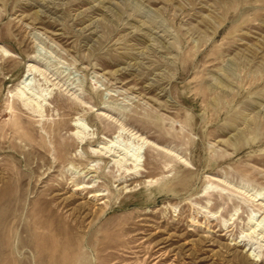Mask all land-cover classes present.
I'll return each mask as SVG.
<instances>
[{"label": "rangeland", "instance_id": "1", "mask_svg": "<svg viewBox=\"0 0 264 264\" xmlns=\"http://www.w3.org/2000/svg\"><path fill=\"white\" fill-rule=\"evenodd\" d=\"M260 203L264 0H0V264H264Z\"/></svg>", "mask_w": 264, "mask_h": 264}, {"label": "bare ground", "instance_id": "2", "mask_svg": "<svg viewBox=\"0 0 264 264\" xmlns=\"http://www.w3.org/2000/svg\"><path fill=\"white\" fill-rule=\"evenodd\" d=\"M29 77H27L26 80H28ZM21 88L22 86H20L18 88L19 91H21ZM43 91V90H42ZM50 91V90H49ZM49 91L47 90V92H43L41 93V96H43L44 98H46L49 94ZM21 93V92H19ZM21 97V96H20ZM23 102L25 103V99H22ZM33 101H29L28 103L26 102V105L29 106L28 108H30V110H35V106L38 107L40 106L39 104L38 105H35L34 103H32ZM73 127H74V135L75 137L77 138V141L80 143H83L84 140L86 141V128L83 124H81L80 122H75V124H73ZM118 137H122V134L121 132L119 131ZM94 138V137H93ZM107 140V139H106ZM109 140V139H108ZM107 140V142H108ZM117 140V139H116ZM116 140H113L112 142V145L111 146H106L105 148H102L99 152H90V154H92L93 157L97 158V159H108L109 157H114L115 160H113L115 163H114V166L115 169L117 168L118 171L120 172V176L121 178L123 176H138L140 175L141 176V173H142V168H141V165H142V151H143V148L144 145H145V142H142V143H135L133 145V143L131 142L129 144V146H126L124 145V148L123 146H120L122 147V149L116 147ZM131 140V138H130ZM118 141V140H117ZM120 141V140H119ZM118 141V142H119ZM132 141V140H131ZM137 141L139 142V140L137 139ZM92 143V142H91ZM106 144V143H105ZM101 145V144H100ZM103 146V145H102ZM115 146V147H114ZM117 150L118 155L115 154V151ZM89 151V150H88ZM110 160V161H112ZM95 162V161H94ZM99 163V162H98ZM96 164V163H95ZM94 164V166H95ZM106 165V164H105ZM93 166V165H92ZM144 166V165H143ZM103 167V166H102ZM110 167V165H109ZM102 169V168H101ZM104 169V168H103ZM93 170V169H92ZM91 170V171H92ZM104 171V170H103ZM110 171V170H109ZM115 171V170H114ZM98 172V170H97ZM118 173V172H117ZM139 177V176H138ZM255 201V200H254ZM263 202V201H262ZM263 207L264 204L260 203ZM254 218V217H253ZM252 218V219H253ZM254 220V219H253ZM256 221V220H255ZM253 222V221H252ZM253 227V231L252 232H256L257 231H261V233L264 235V211L259 215V218L258 220L253 223L252 225Z\"/></svg>", "mask_w": 264, "mask_h": 264}]
</instances>
